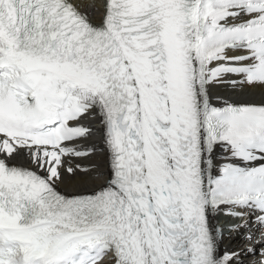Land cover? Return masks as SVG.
I'll list each match as a JSON object with an SVG mask.
<instances>
[{
  "label": "snow or ice",
  "instance_id": "snow-or-ice-1",
  "mask_svg": "<svg viewBox=\"0 0 264 264\" xmlns=\"http://www.w3.org/2000/svg\"><path fill=\"white\" fill-rule=\"evenodd\" d=\"M245 257L264 264V0H0V264Z\"/></svg>",
  "mask_w": 264,
  "mask_h": 264
},
{
  "label": "bare ground",
  "instance_id": "bare-ground-1",
  "mask_svg": "<svg viewBox=\"0 0 264 264\" xmlns=\"http://www.w3.org/2000/svg\"><path fill=\"white\" fill-rule=\"evenodd\" d=\"M217 91L220 92L221 94H226V90L223 88H218ZM219 216H222L221 224L219 225V227H221V229L223 230V239L221 241V248L231 250V249L243 247L244 246L243 237H244V233L246 232V229H240L235 232L230 231L228 234H226L227 232L226 229L229 227V225H225L224 223L228 221L231 217L230 216L228 217L223 213L219 214L217 217ZM224 219L226 220L224 221ZM249 259L250 258L245 257L246 264H249Z\"/></svg>",
  "mask_w": 264,
  "mask_h": 264
}]
</instances>
